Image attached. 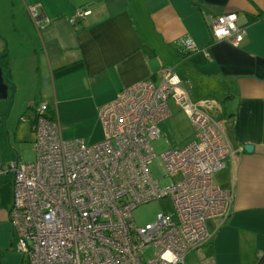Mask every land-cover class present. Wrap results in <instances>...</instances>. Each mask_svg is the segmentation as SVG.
<instances>
[{
    "label": "crops",
    "instance_id": "0c3cea01",
    "mask_svg": "<svg viewBox=\"0 0 264 264\" xmlns=\"http://www.w3.org/2000/svg\"><path fill=\"white\" fill-rule=\"evenodd\" d=\"M20 1L27 14L22 10L18 22L12 14L19 46L3 49L10 73L4 75L7 94L11 84L16 93L34 94L10 110L0 102V164L21 160V150L33 143L34 102L48 104L63 137L96 142L103 137L101 106L138 81L157 84L161 69L170 67L190 98L220 123L234 151L214 174L217 186L233 190L230 214L206 220L211 238L190 253L188 264H264V0ZM30 6L48 18L43 28L34 25ZM77 9L89 13L72 25ZM227 12L245 28L238 46L216 40L207 25V16ZM186 37L195 51L179 48ZM176 111L185 114L171 103L170 122ZM169 121L159 123L161 132ZM12 188L13 173L0 172V264H22L9 222Z\"/></svg>",
    "mask_w": 264,
    "mask_h": 264
},
{
    "label": "built area",
    "instance_id": "2783aa9c",
    "mask_svg": "<svg viewBox=\"0 0 264 264\" xmlns=\"http://www.w3.org/2000/svg\"><path fill=\"white\" fill-rule=\"evenodd\" d=\"M27 10L38 29L48 22L34 6ZM88 13L77 9L69 22ZM206 21L216 40L233 46L243 41L245 28L235 12ZM179 48L197 49L189 37ZM171 103L188 117L194 136L160 154L155 177L150 142L160 136L159 123L171 116ZM200 105L173 69L163 67L157 84L138 81L102 105L103 137L87 142L63 137L48 104L37 102L34 160L0 164V172L13 173L9 222L22 264H169L162 258L167 251L177 257L173 264H188V254L211 238L206 220H225L233 201V190L217 186L214 174L234 151L220 123ZM162 197L171 200L174 213L160 211L153 222L136 225L132 210Z\"/></svg>",
    "mask_w": 264,
    "mask_h": 264
},
{
    "label": "rangeland",
    "instance_id": "374dc122",
    "mask_svg": "<svg viewBox=\"0 0 264 264\" xmlns=\"http://www.w3.org/2000/svg\"><path fill=\"white\" fill-rule=\"evenodd\" d=\"M19 1L20 0H0V55L2 54L3 49L5 47L8 49V45L11 48L19 46L18 45L19 34L18 32H14V30L12 29L13 13H15V19L17 20V22L22 21V10L24 11V7L22 5V2L20 1L21 2L20 4ZM24 12L27 14L26 11ZM29 42L32 45V42L30 40ZM5 71L3 70V74L7 75ZM32 94L34 93L30 94L29 92L25 90L23 91L22 89H20L16 93L13 84H11L9 88V94H7V97L5 99H0V102L3 101L8 102V110H10L11 107L10 105L14 101L18 103L19 101H22L23 98L28 97L30 95L32 98ZM35 96H36V100H40V95L38 92L36 93ZM16 110H17L16 107H14L11 112L12 113L11 117L12 119L15 118V122L17 121L19 115L18 114L17 116H15ZM172 117L173 120L171 119L172 120L171 122L169 121L170 118L165 120V122L169 121V123H166L167 125L166 131L165 132L160 131V136L157 139L152 140L150 142L154 150V153L156 154V157L150 163L149 169L150 172L155 177H158L160 175V162H161L160 154L167 149L178 148L183 146L185 143L190 141V139L193 138L194 136L193 126L185 114L176 111V113ZM33 140H34V135H33ZM7 147L9 149H13L16 151V149H14V147L11 146V144H8ZM33 148H34L33 143L29 147L26 148L24 147L21 150L22 157L20 161H24V162L33 161L35 158V152ZM176 178L177 175H174L173 177H165L161 180V183L163 184L168 183L172 179H176ZM160 211L174 213V206L168 197H162L159 199H154L146 203L140 204L139 206H137L132 210L131 216L136 225H144L145 223L153 222L156 218V214ZM15 248H16V243H15ZM189 256L190 253L188 254L187 258H189Z\"/></svg>",
    "mask_w": 264,
    "mask_h": 264
},
{
    "label": "water",
    "instance_id": "95a60500",
    "mask_svg": "<svg viewBox=\"0 0 264 264\" xmlns=\"http://www.w3.org/2000/svg\"><path fill=\"white\" fill-rule=\"evenodd\" d=\"M8 93V84H7V79L6 76L3 74V70L0 67V99H5L7 97ZM252 145L251 144H245L244 149L246 151H251L252 150Z\"/></svg>",
    "mask_w": 264,
    "mask_h": 264
},
{
    "label": "trees",
    "instance_id": "16d2710c",
    "mask_svg": "<svg viewBox=\"0 0 264 264\" xmlns=\"http://www.w3.org/2000/svg\"><path fill=\"white\" fill-rule=\"evenodd\" d=\"M0 67L2 70H8V73L6 76H7V78H9L10 73H9L8 59H7L6 51H4L0 56ZM34 106H35V102L32 105H30L29 107L34 108Z\"/></svg>",
    "mask_w": 264,
    "mask_h": 264
},
{
    "label": "clouds",
    "instance_id": "9594fccd",
    "mask_svg": "<svg viewBox=\"0 0 264 264\" xmlns=\"http://www.w3.org/2000/svg\"><path fill=\"white\" fill-rule=\"evenodd\" d=\"M230 19H233L234 20L235 19V15H233L232 17H230ZM162 258L168 260L169 261V264H173V262L177 259V257L171 251L165 252V254L163 255Z\"/></svg>",
    "mask_w": 264,
    "mask_h": 264
}]
</instances>
